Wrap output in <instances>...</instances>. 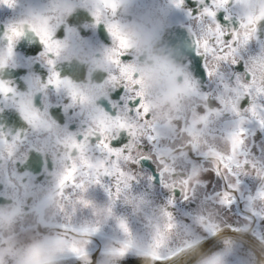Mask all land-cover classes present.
<instances>
[{
  "label": "clouds",
  "instance_id": "1",
  "mask_svg": "<svg viewBox=\"0 0 264 264\" xmlns=\"http://www.w3.org/2000/svg\"><path fill=\"white\" fill-rule=\"evenodd\" d=\"M0 264H264V0H0Z\"/></svg>",
  "mask_w": 264,
  "mask_h": 264
},
{
  "label": "flooded vegetation",
  "instance_id": "2",
  "mask_svg": "<svg viewBox=\"0 0 264 264\" xmlns=\"http://www.w3.org/2000/svg\"><path fill=\"white\" fill-rule=\"evenodd\" d=\"M201 72H202V69H201Z\"/></svg>",
  "mask_w": 264,
  "mask_h": 264
}]
</instances>
